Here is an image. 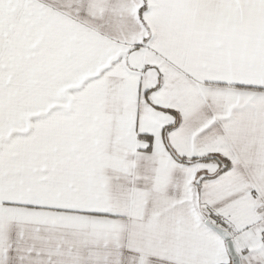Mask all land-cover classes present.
Instances as JSON below:
<instances>
[{"label": "snow or ice", "instance_id": "obj_1", "mask_svg": "<svg viewBox=\"0 0 264 264\" xmlns=\"http://www.w3.org/2000/svg\"><path fill=\"white\" fill-rule=\"evenodd\" d=\"M0 264H264V0H0Z\"/></svg>", "mask_w": 264, "mask_h": 264}]
</instances>
